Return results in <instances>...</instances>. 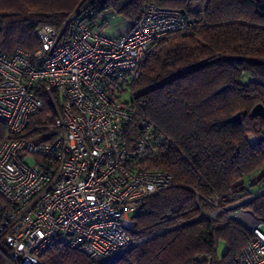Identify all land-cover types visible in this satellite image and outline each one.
I'll use <instances>...</instances> for the list:
<instances>
[{
  "label": "built area",
  "instance_id": "obj_1",
  "mask_svg": "<svg viewBox=\"0 0 264 264\" xmlns=\"http://www.w3.org/2000/svg\"><path fill=\"white\" fill-rule=\"evenodd\" d=\"M192 25L186 14L147 3L127 34L109 37L75 10L62 29L36 30L33 56L21 49L0 53L3 264H38L56 241L94 264H107L135 245L129 214L164 191L171 176L150 167L169 139L140 114L143 103L134 101L130 86L154 43ZM41 89L51 111L31 131L43 132L31 136L28 121L44 107ZM126 94L131 101H123ZM210 203L217 208L213 214L223 211L217 197ZM233 214L252 236L238 264H264V221L249 212Z\"/></svg>",
  "mask_w": 264,
  "mask_h": 264
},
{
  "label": "trees",
  "instance_id": "obj_2",
  "mask_svg": "<svg viewBox=\"0 0 264 264\" xmlns=\"http://www.w3.org/2000/svg\"><path fill=\"white\" fill-rule=\"evenodd\" d=\"M147 3L193 24L154 43L130 86L143 103L140 114L169 139L150 167L171 182L140 202L128 232L135 245L107 264H238L251 234L224 211L205 214L217 210L213 197L223 209L234 195L239 208L264 221V123L251 116L264 105V0H0V53L33 56L36 30L62 29L75 10L92 24L112 10L133 26ZM38 95L44 107L28 121L31 136L43 132L31 131L51 111L44 90ZM236 113L240 124L229 122ZM4 132L0 123V142ZM38 264L94 263L56 241Z\"/></svg>",
  "mask_w": 264,
  "mask_h": 264
},
{
  "label": "rangeland",
  "instance_id": "obj_3",
  "mask_svg": "<svg viewBox=\"0 0 264 264\" xmlns=\"http://www.w3.org/2000/svg\"><path fill=\"white\" fill-rule=\"evenodd\" d=\"M97 23L105 29V33L109 37L120 36L128 28L127 20L123 16L116 14L112 10H106L104 13H102L99 16V18L97 19ZM123 101H125V102L131 101L130 95L126 94L123 97ZM26 163L28 165L34 164L33 160H31V159H28L26 161ZM261 192H264V190ZM236 198L237 197H235L234 195L226 198V200H228L230 202V204L228 206H226L225 208H223V211L227 213V217H228V214L234 215L235 217H232V218L234 220H236L238 223H240L242 225V227L247 230L246 226L238 219L237 215L233 214L237 211L248 212L244 209L239 208V205L242 202L236 201ZM135 213L136 212L130 213L129 217L130 218L134 217ZM213 213L214 212H211L209 214H205V217H207V218L215 217V214H213ZM247 232H248V230H247ZM222 251H223V245H222V243H219L218 253L221 254Z\"/></svg>",
  "mask_w": 264,
  "mask_h": 264
},
{
  "label": "water",
  "instance_id": "obj_4",
  "mask_svg": "<svg viewBox=\"0 0 264 264\" xmlns=\"http://www.w3.org/2000/svg\"><path fill=\"white\" fill-rule=\"evenodd\" d=\"M225 89V87L220 88L217 93L222 92ZM251 116L258 117L261 119L264 123V105L263 104H257L251 109ZM229 122L240 124L241 123V115L240 113H236L231 118H229Z\"/></svg>",
  "mask_w": 264,
  "mask_h": 264
},
{
  "label": "crops",
  "instance_id": "obj_5",
  "mask_svg": "<svg viewBox=\"0 0 264 264\" xmlns=\"http://www.w3.org/2000/svg\"><path fill=\"white\" fill-rule=\"evenodd\" d=\"M127 23H128L127 30L123 34H121L120 36H123V35L127 34L129 32L130 28L132 27V24H130L129 22H127Z\"/></svg>",
  "mask_w": 264,
  "mask_h": 264
}]
</instances>
